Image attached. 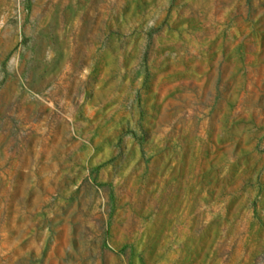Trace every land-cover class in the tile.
I'll return each instance as SVG.
<instances>
[{
    "label": "rangeland",
    "instance_id": "rangeland-1",
    "mask_svg": "<svg viewBox=\"0 0 264 264\" xmlns=\"http://www.w3.org/2000/svg\"><path fill=\"white\" fill-rule=\"evenodd\" d=\"M0 264H264V0H0Z\"/></svg>",
    "mask_w": 264,
    "mask_h": 264
}]
</instances>
